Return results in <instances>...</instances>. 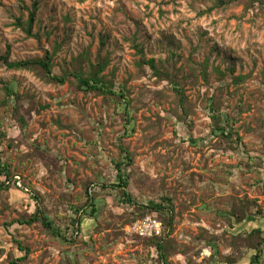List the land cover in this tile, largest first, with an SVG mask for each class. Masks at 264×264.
<instances>
[{"label": "rangeland", "instance_id": "obj_1", "mask_svg": "<svg viewBox=\"0 0 264 264\" xmlns=\"http://www.w3.org/2000/svg\"><path fill=\"white\" fill-rule=\"evenodd\" d=\"M34 1L39 43L12 25L26 20ZM224 1L0 0V54L9 45L10 60L40 57L59 45L57 63L84 52L88 62L107 56L104 73L114 72L116 90L125 85L130 116L68 81L47 84L0 65V79L24 97L15 112L0 88V157L14 174L9 191L0 190V264L24 256L14 240L28 249L18 264H159L149 243L157 236L132 228L146 215L158 220V213L124 202L110 186L118 183L113 162L124 156L120 145L131 159L122 169L133 201L170 199L167 264L244 256L246 229L229 225L232 213L264 217V0ZM148 59L160 75L143 64ZM213 114L232 123L237 145L212 134ZM87 184L97 213L73 227ZM34 195L66 239L38 221L19 223L34 211Z\"/></svg>", "mask_w": 264, "mask_h": 264}, {"label": "trees", "instance_id": "obj_2", "mask_svg": "<svg viewBox=\"0 0 264 264\" xmlns=\"http://www.w3.org/2000/svg\"><path fill=\"white\" fill-rule=\"evenodd\" d=\"M225 3L226 2L224 0H216L215 4H213V7H219L224 5ZM38 5V1H34L32 3V10L29 11L26 20H23L22 18L18 17L15 19L12 25L14 28L20 29L24 34L25 38L36 39L39 43V34L37 32H33V27L37 19L36 11L38 9ZM58 46L53 48L51 51L43 49V54L40 57L10 60V46L7 45L6 51L0 54V65H2L8 71L32 72L41 81L47 84L64 85L68 81L71 83V86L73 87L72 89L74 91H80L83 93H93L96 96H102L104 99H109L112 100L114 103L119 104L124 109V116L130 117L127 110V106L129 105V99L127 97L128 94L125 85L119 84L117 87L118 90H116L114 72L111 71L108 74L104 73L106 67L109 64V58L107 56L104 58L98 56L94 62H88L86 58L87 54L86 52H84L79 54L78 57L71 58L69 62L62 60L60 63H57L55 62V56ZM133 48L135 49V53H137L138 55H143V50L141 46H139L137 43L133 44ZM85 60L87 61L86 65L83 64V61ZM143 64L147 65L154 74L160 75L153 59H148L146 62H143ZM165 75L167 77H170L167 73H165ZM234 79L235 78H233V80ZM170 80L173 83L172 86L174 91L178 93L179 97L182 99L184 97L183 90L179 87V84L175 80ZM0 88L5 96V102L10 101L11 99L14 100V103L16 104V106H14V110L15 112H17V109L21 107V103L24 98L22 94L18 93L9 82L4 81L2 79H0ZM213 110L215 109L213 108ZM211 118L213 119L214 123H216L215 128L212 130V134L215 135L216 138L225 139L230 143H234L236 145L240 142L241 139L237 135V132L234 131L233 133L232 123H230L228 120H224V124H221L222 118L218 114H213ZM18 120L20 121L22 126L25 124L22 116L18 115ZM128 121L131 122V119L128 120L127 118L126 123ZM234 134L236 136H234ZM125 135H127L126 132H123L121 137H125ZM120 150L122 151V154L124 156L119 162H113V165L117 171L116 176L118 178V183L110 184V186L112 188L119 189V194L124 200V202L133 203L134 205H137L139 209L144 211L145 213H158V220H160L163 225V233L161 236L149 238V243L155 248L157 252L159 264H167L169 246L168 242L164 238L168 236V231H171L173 223V216L171 215L172 207L168 204L170 202V199L162 197L161 200L158 202L150 200L145 205L134 202L132 196L124 189L125 187H127L128 182L127 177L125 176V174H123L122 169L124 168V166H130V155L128 150L126 148H123L121 145ZM0 175H2V178H0V190L9 191L11 186L10 184H12L14 181V174L11 173L10 166L2 162L1 157ZM88 189L89 186L87 184L85 188V204L83 203V205H81L80 207L74 208V211L76 214H78V216L70 220V225L73 227L76 226V223L79 224L80 227L82 225L81 221L84 216H89L91 218L93 217L94 219L95 213H97L95 200L93 196H90V194L88 193ZM36 199V195H34L33 197L31 196V200L35 202L34 211L30 215H28L25 220L19 223L27 225L38 221L48 233L54 236L65 238L59 231V228L57 230L53 227L52 221L49 219V217L46 216L41 207L36 203ZM259 213L260 212L257 211L256 215H259ZM138 217L141 218L143 217V215L133 217L132 221L134 219H138ZM230 222L231 223L229 225V228H233L234 224L243 225V227L246 229L247 237L249 239V246L247 247V251L244 256L241 255V257H238L236 259L234 255H231V259H227L224 264H263L264 260L262 259V256L264 253V236L261 237L260 235L261 233H264V217L258 216L256 218H251V216L243 214V216L238 218L235 213H232L230 217ZM237 234H239V232H237L236 235ZM14 242H16L17 244L16 249L20 251V253H22L23 251L27 255L28 249L26 247H22L20 242L18 241L14 240ZM240 248L241 247H237L236 250L238 251ZM211 249V256H213L216 250L214 247H212ZM25 254L22 257L16 256L15 258H13L11 264H18L17 262L22 260L25 257Z\"/></svg>", "mask_w": 264, "mask_h": 264}, {"label": "built area", "instance_id": "obj_3", "mask_svg": "<svg viewBox=\"0 0 264 264\" xmlns=\"http://www.w3.org/2000/svg\"><path fill=\"white\" fill-rule=\"evenodd\" d=\"M16 183L19 185V180H17ZM132 228L140 235L160 236L162 234V223L149 215H146L141 220H137L132 225Z\"/></svg>", "mask_w": 264, "mask_h": 264}]
</instances>
